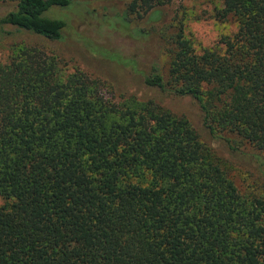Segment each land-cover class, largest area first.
<instances>
[{
    "label": "trees",
    "instance_id": "1",
    "mask_svg": "<svg viewBox=\"0 0 264 264\" xmlns=\"http://www.w3.org/2000/svg\"><path fill=\"white\" fill-rule=\"evenodd\" d=\"M162 1L124 6L129 22L142 11L143 32L169 56L144 84L195 100L229 150L226 134L264 150V0H221L219 17L238 30L200 54L182 25L156 29ZM74 2L0 0L12 6L0 40L60 42L67 23L54 10ZM59 61L18 45L0 63V264H264V200L239 192L184 115L115 102Z\"/></svg>",
    "mask_w": 264,
    "mask_h": 264
},
{
    "label": "rangeland",
    "instance_id": "2",
    "mask_svg": "<svg viewBox=\"0 0 264 264\" xmlns=\"http://www.w3.org/2000/svg\"><path fill=\"white\" fill-rule=\"evenodd\" d=\"M74 1L66 9L54 10V14L67 23L60 42L21 31L8 42L0 40V63L8 61L15 46L40 47L60 60L65 74L78 70L106 85L107 93L115 102L135 97L184 115L199 132L202 142L219 157L239 192L248 198L264 200V150L226 134L234 148L229 150L225 142L215 141L208 135L195 100L162 93L144 84V76L150 74L154 66L167 72L169 56L161 51L157 40L146 33L149 26L140 19L142 11L133 14L134 22H129L123 18L128 0ZM162 2L163 5L155 8L162 13L156 29L161 28L167 32L163 33L171 35L182 25L184 35L198 54L205 49H220L219 41L238 30L236 22L219 17L223 8L221 0ZM10 9L9 5L0 7V16ZM110 86L114 94L110 93Z\"/></svg>",
    "mask_w": 264,
    "mask_h": 264
}]
</instances>
